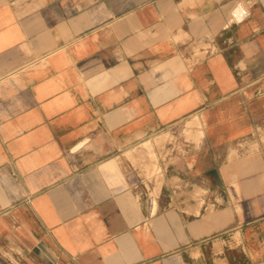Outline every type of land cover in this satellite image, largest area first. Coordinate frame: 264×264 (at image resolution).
Segmentation results:
<instances>
[{"label":"crops","instance_id":"obj_1","mask_svg":"<svg viewBox=\"0 0 264 264\" xmlns=\"http://www.w3.org/2000/svg\"><path fill=\"white\" fill-rule=\"evenodd\" d=\"M0 264H264V0H0Z\"/></svg>","mask_w":264,"mask_h":264},{"label":"rangeland","instance_id":"obj_2","mask_svg":"<svg viewBox=\"0 0 264 264\" xmlns=\"http://www.w3.org/2000/svg\"><path fill=\"white\" fill-rule=\"evenodd\" d=\"M195 121H197V120H194L193 122H195ZM187 122V121H186ZM193 122H190V124L188 125H186V129L187 130H185V124L186 123H182L181 125H180V127H179V131H178V134H173L174 136H171V138L173 139V141L176 143V142H179L180 140L179 139H181V138H185V139H188V135H187V133H188V131L189 132H191L192 133V135H193V137H194V139L196 140V141H199L200 139H201V137H202V134L201 133H203V130H202V128H201V126H200V123L198 122H196V124H192ZM189 123V122H188ZM167 137H169L168 135H166V136H164V138L166 139ZM170 138V139H171ZM179 140V141H178ZM164 141V140H163ZM172 141V140H171ZM183 147V146H182ZM147 150H148V152H149V154L151 155V157H155L156 155H155V153H154V151L152 150V145H147ZM165 149H162V152L164 151Z\"/></svg>","mask_w":264,"mask_h":264},{"label":"bare ground","instance_id":"obj_3","mask_svg":"<svg viewBox=\"0 0 264 264\" xmlns=\"http://www.w3.org/2000/svg\"><path fill=\"white\" fill-rule=\"evenodd\" d=\"M196 122H197V121L193 122L192 124L194 125V124H196ZM197 123H198V122H197ZM187 124L189 125V124H190V122H189V123H187ZM201 134H203V133H201Z\"/></svg>","mask_w":264,"mask_h":264}]
</instances>
